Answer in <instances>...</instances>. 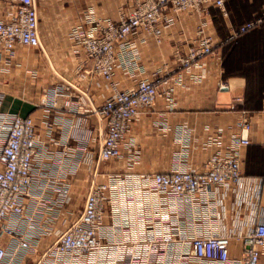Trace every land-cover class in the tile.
Listing matches in <instances>:
<instances>
[{
  "label": "built area",
  "instance_id": "obj_1",
  "mask_svg": "<svg viewBox=\"0 0 264 264\" xmlns=\"http://www.w3.org/2000/svg\"><path fill=\"white\" fill-rule=\"evenodd\" d=\"M227 1L129 0L130 12L118 22L92 11L79 18L70 37L83 53L82 70L106 83L110 94L94 105L87 94L62 81L45 91L42 103L54 107L66 95L64 105L94 115L103 128L98 135L89 129L81 136L67 134L57 142L59 149L50 154V167L38 164L42 158L37 157L40 140L35 120L0 115V264H27L29 259L31 264H258L264 255V215L252 217L246 231L220 233L208 228L231 192L240 191L244 184L245 201L250 189L259 192L263 182L244 176L241 170L240 150L250 143L251 121L245 110L236 132L224 148L213 151L203 171L185 167L177 157L167 171L109 172L103 182H91L79 216L71 223L64 218V228L57 230L56 238L43 250L38 247V236L46 229L37 219L56 206H61L63 214L70 191L63 175L82 156L71 139L93 141L96 137L100 161L121 159L133 120L166 92L161 93L159 87L169 79L160 75L189 71L214 55L222 43L264 26L263 0L255 17L231 28L225 41L217 40L206 19L211 7L227 18ZM7 5L0 18V57L13 56L18 47H39L34 0H8ZM191 11L199 17L195 36L186 53L175 51V69L164 65L152 78L139 77L132 85L119 87L117 69L130 76L140 69L139 51L130 38L144 31L160 44L163 29L180 24ZM49 181H59L51 189V199L46 197ZM235 244L238 255L232 251Z\"/></svg>",
  "mask_w": 264,
  "mask_h": 264
},
{
  "label": "crops",
  "instance_id": "obj_2",
  "mask_svg": "<svg viewBox=\"0 0 264 264\" xmlns=\"http://www.w3.org/2000/svg\"><path fill=\"white\" fill-rule=\"evenodd\" d=\"M226 2L228 17L222 18L217 8H209L206 19L209 31L217 40L225 41L231 28L252 19L257 11H247L246 18ZM38 15L39 47H18L13 56L0 57V115L4 113L31 116L36 122L39 136L38 164L51 167V153L59 149L57 142L65 136L83 133L89 129L98 135L102 123L94 115L80 114L72 104L64 105L61 96L54 107L42 103L45 91L51 85L68 82L72 90L87 94L89 102L100 104L109 94L106 83L98 81L82 70L83 53L70 37L74 24L86 11L93 15L118 22L121 16L130 12L129 0H34ZM8 0H0V18L6 11ZM243 15V14H240ZM199 17L194 12L183 16L182 22L163 29L162 43L157 44L147 32H140L130 38L139 51V70L136 75H126L117 69L115 80L118 86L126 88L139 77L152 78L154 72L167 66L175 69L178 61L175 51L186 53L195 36ZM227 42V41H226ZM214 55L203 59L189 71H176L167 77L165 92L156 104L142 112L132 122L131 129L123 145V156L119 160L102 162L98 155V142L95 140L71 139V145L82 154L78 165L65 170L63 179L70 184L68 198L61 215V206L45 212V217L37 219L45 228L39 235V250H43L55 238L57 230L64 228L63 219L74 221L82 211L84 198L92 181L103 182L113 171H167L177 157H181L185 167L203 171L205 163L220 146L228 143L232 132L241 118L242 111H248L251 121L250 143L240 150L241 170L244 176L263 180L259 192L242 199L244 184L240 191L231 192L224 202V209L209 221L208 228L220 233L246 231L252 224V217L264 215V98L257 110L243 107L246 80L240 76H224L223 45ZM227 86L221 87L220 83ZM221 145L219 144V140ZM54 167V166H53ZM40 168V166H39ZM54 171V170H52ZM52 171L49 172L52 173ZM61 181V176L59 178ZM59 181H49L46 197L51 199L52 187ZM241 199L238 201V199ZM50 205H46L49 207ZM238 255L237 244L232 247ZM32 258V256H30ZM32 259L27 264H31ZM258 264H264V255Z\"/></svg>",
  "mask_w": 264,
  "mask_h": 264
},
{
  "label": "trees",
  "instance_id": "obj_3",
  "mask_svg": "<svg viewBox=\"0 0 264 264\" xmlns=\"http://www.w3.org/2000/svg\"><path fill=\"white\" fill-rule=\"evenodd\" d=\"M240 1L231 0L230 7L235 13L246 15L247 4ZM258 2L257 13L262 8L263 0ZM222 49L224 76H242L246 80L243 107L248 110L259 109L264 98V26L227 41Z\"/></svg>",
  "mask_w": 264,
  "mask_h": 264
},
{
  "label": "rangeland",
  "instance_id": "obj_4",
  "mask_svg": "<svg viewBox=\"0 0 264 264\" xmlns=\"http://www.w3.org/2000/svg\"><path fill=\"white\" fill-rule=\"evenodd\" d=\"M240 3L242 4H247V6L245 7V9L247 11H255L258 10L257 8L259 7V2L258 0H241ZM236 8V7H235ZM240 10V9H238ZM240 20L245 19L247 16L246 15H239ZM242 77V76H240ZM244 78V77H243ZM245 79V78H244Z\"/></svg>",
  "mask_w": 264,
  "mask_h": 264
}]
</instances>
